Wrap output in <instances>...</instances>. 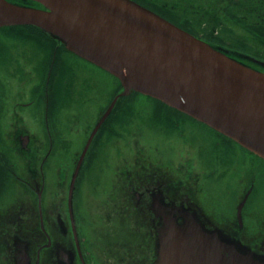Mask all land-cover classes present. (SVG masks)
I'll return each mask as SVG.
<instances>
[{"label":"flooded vegetation","instance_id":"af4514ba","mask_svg":"<svg viewBox=\"0 0 264 264\" xmlns=\"http://www.w3.org/2000/svg\"><path fill=\"white\" fill-rule=\"evenodd\" d=\"M133 1L195 36L219 33L209 22L218 20L224 0ZM5 41L0 37V196L10 192L11 197L8 214L0 213V233L1 229H9L6 237H0V243L7 245L6 264H109L111 260L123 264H166L163 252L169 246L168 239L212 232L222 242L264 260V236L260 238L264 225L256 230L249 228L246 220L250 211L245 209L253 190V180L246 177L257 159L264 160L247 153L249 172L236 179L242 197L235 206L234 217L227 215L229 222L218 223L194 201L199 192L195 163L179 160L180 169L193 180L192 188H180L175 175L182 173L176 171V156L163 157L159 140L149 135L144 140L143 114L125 109L137 94L127 101H116V105L121 102L120 107L112 109L95 132L80 171L87 161L86 167L95 165L96 159L104 156V174L113 161L106 151L112 148L132 149V157L119 159L124 160L126 168L136 163L139 169L129 168V172L125 169L118 174L116 182H110L114 190H106L113 193L101 197V204L88 209V215L78 217L75 191L79 175L69 192L73 173L91 131L113 96L107 100L102 94L87 92L98 84L90 76L77 74L74 57L78 56L59 45L44 46V32L28 29L23 40H13L11 44ZM44 49L47 56L54 58L46 73ZM155 102L160 107L152 110L154 119L174 134L180 127L178 121L159 115L162 106H169ZM53 111L56 121L51 119ZM133 121L140 125L132 126ZM147 144L160 154L158 158L151 156ZM136 150L138 154L134 156ZM194 168L195 177L191 175ZM95 221L103 226L98 227ZM87 225L92 230L89 237L79 230V226Z\"/></svg>","mask_w":264,"mask_h":264},{"label":"water","instance_id":"95a60500","mask_svg":"<svg viewBox=\"0 0 264 264\" xmlns=\"http://www.w3.org/2000/svg\"><path fill=\"white\" fill-rule=\"evenodd\" d=\"M33 1L43 8L0 0V26H37L122 85L89 136L70 192L95 131L117 98L132 90L185 112L264 159V72L131 0ZM168 242L166 264H264L212 233Z\"/></svg>","mask_w":264,"mask_h":264},{"label":"rangeland","instance_id":"374dc122","mask_svg":"<svg viewBox=\"0 0 264 264\" xmlns=\"http://www.w3.org/2000/svg\"><path fill=\"white\" fill-rule=\"evenodd\" d=\"M33 7L39 6L34 5ZM219 18L220 19L218 22L221 21L219 27H221L223 24L222 22H224V17L221 14ZM212 20L209 22L210 25H214ZM229 26L232 28L235 34H237V36L239 35V38H245L246 42L250 44L251 47L253 46L252 49L254 48L255 50L256 48L260 56H264V45H261L260 43H249L251 36L242 30L239 25L230 24ZM28 29L34 30V28L31 26L26 25L3 26L0 27V37H2L3 40L6 39L5 44H11L13 43V40H23L24 34ZM19 34L23 35L18 36ZM49 56L50 55L47 56L44 49V73H46L47 67L49 69ZM262 60L264 61V59ZM74 64L79 69L77 74L90 76L98 84L97 87L94 86L88 89L87 92L102 94V97L107 100H109L110 97L115 94L118 83L109 73L79 57H74ZM255 65L261 67V64L256 63ZM155 101V99L144 94H137L136 96L132 97L131 101H129V104L125 106V109H129L131 112L136 114L139 113V115L143 114L146 130V132L143 133L144 140H146L147 135H149L155 140H159L161 142L160 153L163 157L168 158L171 156H176L178 161L176 171H180V173H182H177L175 175L177 186L180 185V188H184L185 186L189 185L191 187L193 181L189 178V174L187 172H184L180 169L182 167L179 165V160H181V162L192 161L195 163L197 177L199 179V192L197 194L195 193L196 200H194L192 197L193 200L197 203L201 210H203L206 216H211V218L218 223H224L227 220V222H229L230 217L228 218V216H231L235 213V206L240 197H242V192H239L240 187L236 179L238 176H242L243 174L249 172L247 169L249 163V156L247 155L248 152L243 150L235 142L222 138L214 130L210 129L206 125L193 119L191 120L189 117H183L182 113L178 111L175 112L169 107L162 106L164 108L159 111V115L166 118L176 119L180 126H178V130H174V134L169 133V127H166L163 122L154 119L155 115L152 110L157 107V103ZM159 107L160 106L157 108ZM66 115H68V110L66 111ZM57 118L58 117L53 111L51 119L56 121ZM66 119L68 120V116ZM138 125H140L138 122L133 121L132 126L137 127ZM135 136L136 135H134L133 138ZM148 149L151 156L158 158L160 154L153 148L152 145H148ZM131 150L132 149H127L125 151L112 148L111 151H106V153L112 157L113 161H111V167L105 171L104 174H101L102 166L107 159L104 156H99L95 161V165L86 167L88 165V161L85 163V165H83L79 174V186L75 191V205L77 207L78 217L80 215L84 216L87 214L88 209H93L99 203L101 204L100 199L107 198V194L113 193L106 192V190L109 188L114 190L113 186L110 185V182L115 183L118 179V174L124 172L125 169V172H129V168L132 169L135 167L136 170L139 169V165L136 163L129 165V167L126 168L124 160L119 159L122 156L129 158L130 155L132 157L133 155L130 154ZM137 154L138 151L136 150L134 156H137ZM179 156L180 159L178 158ZM181 157H186V159L182 161ZM195 168L193 171L190 170L193 177L196 176L194 173ZM253 168L254 169L252 170V173L249 175V177H246L250 181L253 180V190L251 192L250 198L247 200L245 209L250 211V216L247 218L246 224L249 228L256 230L261 225H264V161L257 159L256 166ZM54 184L56 186L57 183L54 181ZM7 187L8 186L6 185V188ZM180 193L182 192H178V195ZM9 195L10 192H4L0 196L1 215L8 214L7 208L11 199ZM1 203H3L2 206ZM91 214L93 213H90V215ZM233 217L234 215L232 216V219ZM95 223L98 227L103 226V224H98L96 221ZM91 227L93 228L95 225H92ZM79 230H81L82 234L87 235V237H89L92 232L90 226L88 225L85 227L79 226ZM20 231L23 232V230ZM7 232H9V229H1L0 237H6ZM263 236L264 233L260 236V238ZM0 246L1 264H6L9 260V257L5 255V253H7V245L0 243ZM115 262L116 261L111 260L109 264H123L120 262Z\"/></svg>","mask_w":264,"mask_h":264},{"label":"trees","instance_id":"16d2710c","mask_svg":"<svg viewBox=\"0 0 264 264\" xmlns=\"http://www.w3.org/2000/svg\"><path fill=\"white\" fill-rule=\"evenodd\" d=\"M222 15L225 19L221 35H214L209 40L215 46H218L217 48L234 58L243 61L246 59H264V56H260L256 48L255 50L254 48L252 49L253 46L251 47L245 38L241 36L239 38V35L237 36L229 26L230 24L239 25L241 29L251 36L249 43L264 45V0H227ZM31 27L36 28L34 26ZM48 36L47 33H44V37L51 39ZM48 43L50 44L51 42L48 41ZM113 78L118 83L115 91L117 93L121 90V85L115 77ZM122 99L125 98H120V100Z\"/></svg>","mask_w":264,"mask_h":264}]
</instances>
